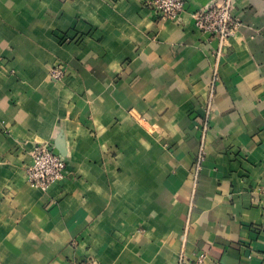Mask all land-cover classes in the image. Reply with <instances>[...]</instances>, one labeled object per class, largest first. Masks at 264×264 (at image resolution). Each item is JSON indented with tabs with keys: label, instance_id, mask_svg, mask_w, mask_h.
<instances>
[{
	"label": "crops",
	"instance_id": "0c3cea01",
	"mask_svg": "<svg viewBox=\"0 0 264 264\" xmlns=\"http://www.w3.org/2000/svg\"><path fill=\"white\" fill-rule=\"evenodd\" d=\"M211 1L174 22L0 0V264H264V0H233L217 84L191 15ZM46 143L67 177L42 191L25 171Z\"/></svg>",
	"mask_w": 264,
	"mask_h": 264
},
{
	"label": "built area",
	"instance_id": "2783aa9c",
	"mask_svg": "<svg viewBox=\"0 0 264 264\" xmlns=\"http://www.w3.org/2000/svg\"><path fill=\"white\" fill-rule=\"evenodd\" d=\"M144 8L159 17L162 21L180 22L188 11L186 0H142ZM196 29L217 42L215 53L213 84L219 82L218 61L230 39L242 26L234 14L233 0H213L203 10L191 13ZM63 69H55L51 73L54 80H60ZM205 153L201 150L198 162L204 160ZM32 164L26 168L27 182L31 187L48 191L67 177V163L63 155L52 143L39 144L33 151ZM208 256L200 254L193 262L181 257L179 264H207ZM79 264H100L96 261ZM218 264V263H214Z\"/></svg>",
	"mask_w": 264,
	"mask_h": 264
}]
</instances>
